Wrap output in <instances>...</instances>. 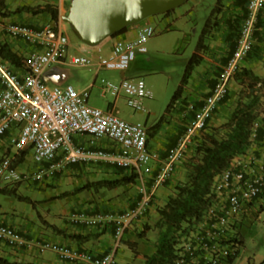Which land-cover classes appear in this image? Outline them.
Segmentation results:
<instances>
[{
  "label": "built area",
  "instance_id": "obj_1",
  "mask_svg": "<svg viewBox=\"0 0 264 264\" xmlns=\"http://www.w3.org/2000/svg\"><path fill=\"white\" fill-rule=\"evenodd\" d=\"M263 8L264 0H247L231 54L199 106L188 104L192 118L163 156L150 146L144 123L130 122L111 110L90 105L92 85L78 90L71 84H49L43 78L45 70L55 63L95 67L96 74L100 69L124 70L133 51L147 52L146 28L139 29L132 38L117 40L109 53L92 56L91 45L85 54L69 51L70 39L60 20L40 26L7 22V35L26 43L29 50L20 67L0 57V139L7 137L14 150L0 156V185L40 184L71 165H104L136 173L143 189L121 211L74 214V222L111 228L115 245L106 252L96 253L59 242H33L20 230L2 222L0 241L14 249L35 244L39 252L52 251L69 264H115L117 245L126 230L147 217L155 189L173 178L191 140L206 128L230 94V83L253 46L257 17ZM100 88L102 96L110 94L115 100L123 96L127 106L135 111H146L143 99L152 97L143 79L137 76L118 82L102 78ZM85 135L91 137L90 143ZM101 138L107 139L105 145L94 144ZM251 140V148L215 176L212 203L197 228L178 245L173 264H228L237 257L241 245L237 224L249 205L264 196V114L254 122ZM21 153L23 160L15 164L14 159ZM23 162L28 166L25 169L19 167ZM152 174L153 185L146 188L144 175Z\"/></svg>",
  "mask_w": 264,
  "mask_h": 264
},
{
  "label": "rangeland",
  "instance_id": "obj_2",
  "mask_svg": "<svg viewBox=\"0 0 264 264\" xmlns=\"http://www.w3.org/2000/svg\"><path fill=\"white\" fill-rule=\"evenodd\" d=\"M224 1L225 0H223V7L226 6ZM215 3L216 0H183L180 5L165 13L153 14L142 19L138 22V25H142L145 19L147 20L150 18L151 20L149 23L153 29V31L151 28L144 29L145 34L148 36L146 42V53L133 51L131 53L130 64L126 69H100L97 74L95 67H84L81 65L65 63L63 67L65 68L68 76L65 84H71L78 90L88 89L92 85L90 88L88 103L103 110H109L108 103H111L115 99L110 96V94L105 96L101 95V79L103 78L118 82L120 79L125 77H141L145 83V87L152 92V97L143 99L146 111H135L131 109L127 106L125 98L121 96L115 101V107L113 109L114 113L120 118L130 122L140 121L147 127L152 126L159 119V117L165 113V120L162 128L157 133V138H160L163 133H173V130L177 129V132H179L176 138L177 140L179 135L183 133L186 126L189 124V122H187L185 126L182 125L184 117L178 113L179 105H182L183 108L184 106H188L190 100L199 99V101H201L212 87L217 75L216 71L219 70L225 63V61L219 62L218 59L214 64L212 62L207 63L202 61L200 65L196 66L187 83L184 85L182 95L174 101L170 110L165 112L167 104L182 80L185 65L195 49L204 21L210 14ZM14 21L24 23L19 19ZM61 24L70 39L69 51L71 53L85 54L89 45L82 41L74 26L71 23L64 21V19H61ZM238 25H240V23H236L237 27ZM215 36L217 41V33ZM111 37L102 42L101 45L91 47L92 56H97L99 54L97 53V49L100 47V54L109 53L110 49L107 46ZM208 40L212 41L214 39H206L207 43ZM221 47L224 49L223 45H221ZM227 51V48L224 49V55L219 54L218 57H225ZM219 64L221 66H219ZM248 65L249 64H246V66L243 65V67L249 68ZM253 70L260 72L263 71L264 61L256 63ZM262 77H264V75ZM240 89L241 85L233 78L230 83L229 98L225 104L218 108L219 113L222 112L224 116L228 115L230 110L233 108ZM259 91L261 92L262 99L264 101V82L259 88ZM213 116L214 123L207 126V132H210L212 127L217 126L216 113ZM84 139L88 140V143H90L91 137L89 135H85ZM106 142V138H101L99 140H95L94 144L105 145ZM196 142L197 140L195 136L187 147L184 159L178 163L176 174L170 181L160 185L162 186V191L166 188H172L177 181L186 179L188 164L194 153V146L196 145ZM4 145L7 146V144ZM171 146H167V148H170ZM12 151L14 150H5V154L13 153ZM28 158L30 159V157ZM27 167L28 166L24 162L20 166L22 169ZM68 168L69 167L65 168L63 171H67ZM81 168H83L84 171H82ZM81 168L79 173H63V171L58 172L56 178L54 176L40 184L35 182L15 183L27 184L28 186L22 188V192L27 196L32 197L33 200L38 199V202H30L25 199L22 200L17 196H11L14 197L16 205H22V207H19L18 209L26 212L27 214H36V212L46 211L49 208L48 204L39 200L43 198L42 194L44 193H57L58 187H68V190H64L58 195H62L63 198L61 199L67 198V202H70L72 200L68 196L73 194L72 191L76 190L78 185H83L86 182L96 181L98 179H113L120 175L116 172V170L108 168L104 165H90ZM144 178L146 188H151L154 182V175L150 177L144 175ZM43 185L45 186L41 189L40 187ZM142 189V184L137 181L134 184L120 185L112 189L101 188L94 190V195L96 197L94 201L98 200L99 202L97 201L98 204L94 210H88L87 213L93 214L95 212L109 209L115 212L121 211V209L130 206L133 201L138 198ZM53 198L54 197H50L49 200H53ZM92 202L93 199L90 197L84 199V203L90 204ZM99 203L103 204L99 206ZM262 204H264V196L256 201V203L249 205L246 214L240 218V221L237 224L236 229L239 237L243 240V244L239 246L238 255L233 260V264H239L240 262L244 264H259V259H264V209L260 210ZM153 209L154 210H152V212L156 213L157 207ZM150 216L151 213H149L146 218L141 220L140 227L143 228L146 224L148 226L146 231H149V238L154 239L157 229L154 227V222L149 221ZM135 224L136 223L132 226H134L135 230H137ZM117 256L118 252H116V260Z\"/></svg>",
  "mask_w": 264,
  "mask_h": 264
},
{
  "label": "crops",
  "instance_id": "obj_3",
  "mask_svg": "<svg viewBox=\"0 0 264 264\" xmlns=\"http://www.w3.org/2000/svg\"><path fill=\"white\" fill-rule=\"evenodd\" d=\"M70 2L71 0H5V7L11 11V14L8 17L0 16V40L6 41L19 55L23 56L26 51L29 50V46L19 39H13L9 37L5 31L6 23L19 19L24 23H28L33 26L53 24L58 22V20L61 21V19H63L64 15L68 11ZM224 2L226 4V6H224L225 17L220 30L217 32V41L216 36L213 38L214 40H208L209 49L203 58V61L207 63L212 62L214 64L216 63L217 59L219 62L226 61L235 46V40L238 35V29L240 25L237 27L236 23L241 24L246 11L247 0H225ZM47 4L50 5L51 9L58 13V20L52 18L50 10L38 12L21 10L14 12L16 9L22 7H33L37 10L43 8ZM150 20V18L147 20L145 19L142 25H138V22L127 25L124 31L113 37L109 36L111 38L108 41L107 47L111 49L117 40L134 37L136 31L139 29L149 27L152 28L151 24L149 23ZM253 36V46L243 63L245 66L246 64H249L248 66L250 69L252 68V70L254 69L256 63L264 61V8L261 9L258 14ZM109 37L105 38L98 45H101L102 42L108 40ZM221 45L224 46V49L227 48L228 50L225 57H218L219 54L224 55V49H222L223 47H221ZM98 49L97 53L100 54L101 47ZM64 64L65 63H55L47 68L43 74L44 80L49 84L65 85L68 76L66 74L65 68L63 67ZM219 66L221 65L219 64ZM218 71L219 70L216 71V74ZM254 72L260 77L264 75V70L261 72ZM115 101L108 103V109L113 113ZM189 102L193 103L195 106H199L201 103L199 99H193ZM218 110L216 111V125L221 124L227 118V116H224L222 112L219 113ZM178 113L184 117V121L182 123L183 126H185L186 123L192 118V111L188 108V106H184L182 108V105H179ZM213 118L214 116L209 120V124L214 123ZM178 133L179 132H177V129H175L173 130V133H163L160 138H157L158 134H156L155 136L149 138V144L154 149H157L163 156L168 149L167 146L169 147L175 142ZM9 143L10 141L7 137L0 139V156L5 153V150H13V148H9ZM4 144H7V146ZM80 168L81 167L78 165H71L67 171L65 170L63 173H79L81 171ZM81 169L84 171L83 168ZM56 177L57 174L55 175V178ZM81 185H78V187ZM26 186L28 185L25 183L15 185H0V187H5L7 190L13 188L17 194L25 196L34 202H38V199L33 200L32 197L27 196L22 192V188ZM44 186L45 185L41 186L40 188L42 189ZM161 188L162 186H159L156 189L153 205L151 206L149 212L151 213L149 218L150 222H155L158 219L157 211L156 213L152 212V210H154L153 208L163 205L168 194L172 191V188H164V191H162ZM64 190H68V187H58L57 193L49 192L47 194H42L43 198L39 200H42L48 204L49 208L46 211L36 212V214H27L26 212L18 209L19 207L21 208L22 205H16L13 196L8 193L0 192V222L11 225L12 227L20 230L28 237V239H31L33 242L43 240L59 242L68 244L72 247L87 249L96 253H103L111 249L115 245L111 228L99 226L91 227L85 225L84 223L74 222L72 220L74 214L79 212H87L88 210H94L96 208V205L99 201H94L96 198L94 195V190H82L75 192V194L73 193L71 196H68L72 200L70 202H67V198L61 199L63 198L62 195H58ZM50 197H54L53 200H49ZM87 197L92 198L93 202L90 204L84 203V199ZM101 204L99 203V206ZM140 222L141 221L135 224L137 230H135V227L132 226L131 228H128L122 236L120 242L117 245L118 256L115 264H143V255L150 254L153 251V244L157 238V231L154 239L149 238V231H145L144 237H138L137 233L142 229L140 227ZM129 242L136 243V249L138 251L137 255H134L132 249L129 247ZM0 257L20 263L67 264L52 251L39 252L35 244L23 249H14L0 241ZM262 260L263 258L259 259L258 262L260 263ZM239 264L244 263L240 262Z\"/></svg>",
  "mask_w": 264,
  "mask_h": 264
},
{
  "label": "trees",
  "instance_id": "obj_4",
  "mask_svg": "<svg viewBox=\"0 0 264 264\" xmlns=\"http://www.w3.org/2000/svg\"><path fill=\"white\" fill-rule=\"evenodd\" d=\"M21 10L34 12L50 10L52 18L58 20V13L51 9L48 4L37 10L33 7H22L16 9L14 12ZM10 14L11 11L5 7V0H0V16L8 17ZM224 17L223 0H216L210 14L204 21L195 49L185 65L182 80L167 104L165 112L170 110L174 101L182 95L184 85L196 66L201 64L205 53L209 49L206 39H213L215 37V34L221 28ZM125 28L111 36L119 34ZM95 46H98V44ZM0 57L13 66H22L23 56L19 55L6 41L0 40ZM234 79L239 82L241 89L238 91V96L226 120L216 127H212L210 132L206 131V126L196 136L197 142L188 164L186 179L177 181L164 204L157 207L158 219L154 222V227L157 229V238L153 244V251L150 254L143 255V264L174 263L178 254V245L197 228L198 224L203 220L207 207L212 203L213 195L211 188L215 176L227 168L235 157L245 154L251 148L253 124L264 113V101L259 91L264 82V77H260L248 67H242L234 75ZM229 95L226 96L221 105L226 103ZM164 120L165 113L152 126L148 127L149 138L158 133L162 128ZM259 138L258 136L256 141ZM23 155L24 153H21L19 157L14 159V163H20L23 160ZM114 170L120 174L118 177L86 182L77 187L76 190H73L72 193L101 188L112 189L120 185L134 184L138 181L136 173H129L118 168ZM0 192L32 202L29 198L18 195L13 188L7 190L5 187H0ZM263 209L264 204L261 205L260 210ZM147 228L148 226L145 224L137 233L138 237H144ZM239 242L243 244L241 237ZM128 245L134 255H137L136 243L129 242ZM228 262V264H232L233 259H230ZM262 262H264V259ZM0 264L31 263H20L0 257Z\"/></svg>",
  "mask_w": 264,
  "mask_h": 264
},
{
  "label": "water",
  "instance_id": "obj_5",
  "mask_svg": "<svg viewBox=\"0 0 264 264\" xmlns=\"http://www.w3.org/2000/svg\"><path fill=\"white\" fill-rule=\"evenodd\" d=\"M183 0H71L64 21L71 23L82 41L97 45L127 25L165 13Z\"/></svg>",
  "mask_w": 264,
  "mask_h": 264
},
{
  "label": "clouds",
  "instance_id": "obj_6",
  "mask_svg": "<svg viewBox=\"0 0 264 264\" xmlns=\"http://www.w3.org/2000/svg\"><path fill=\"white\" fill-rule=\"evenodd\" d=\"M91 46H92V45H91ZM93 46H95V45H93ZM242 67H243V66H242ZM233 78H234V77H233ZM220 106H221V105H220ZM218 108H219V107H218ZM218 108H217V110H218ZM217 110H216V111H217ZM216 111H215V113H216ZM215 113H214V114H215ZM214 114H213V115H214ZM263 114H264V113H263ZM213 115H212V117H213ZM261 115H262V114H261ZM261 115H260V116H261ZM259 118H260V117H259ZM210 119H211V118H210ZM210 119H209V120H210ZM209 120H208V122H209ZM208 125H209V123L207 124V126H208ZM168 149H169V148H168ZM152 175H153V174H152ZM152 175H151V176H152ZM149 177H150V176H149ZM138 181H139V180H138ZM139 182H140V181H139ZM162 185H163V184H162ZM159 186H160V185H159ZM155 190H156V189H155ZM155 193H156V191L154 192V197H155ZM153 200H154V199H153ZM152 205H153V203H152ZM152 205H151V206H152ZM150 209H151V207H150ZM150 209H149V211H148V214H149V212H150ZM148 214H147V216H148ZM241 245H242V244H241ZM260 263H263V262H260Z\"/></svg>",
  "mask_w": 264,
  "mask_h": 264
}]
</instances>
